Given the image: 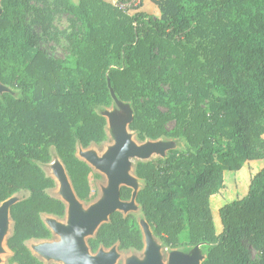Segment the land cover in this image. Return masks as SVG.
Masks as SVG:
<instances>
[{
    "label": "trees",
    "instance_id": "1",
    "mask_svg": "<svg viewBox=\"0 0 264 264\" xmlns=\"http://www.w3.org/2000/svg\"><path fill=\"white\" fill-rule=\"evenodd\" d=\"M29 3L1 1L0 83L22 96L0 95V204L30 193L10 208V264H45L27 242L51 237L43 214L65 215L42 168L53 149L77 196H93V171L76 152L107 140L97 108L110 107L113 93L132 103L130 129L139 140L183 136L190 145L136 167L144 182L136 201L154 236L169 248L208 244L203 264H264V167L245 197L219 208L220 233L212 208L224 173L240 171L264 149V0H162L158 20L81 0L66 7L82 30L69 39L74 67L40 49L27 22ZM168 80L173 96L164 89ZM132 192L123 188L120 199L131 200ZM89 246L93 253L141 251L144 241L134 216L117 211Z\"/></svg>",
    "mask_w": 264,
    "mask_h": 264
},
{
    "label": "rangeland",
    "instance_id": "2",
    "mask_svg": "<svg viewBox=\"0 0 264 264\" xmlns=\"http://www.w3.org/2000/svg\"><path fill=\"white\" fill-rule=\"evenodd\" d=\"M29 1L27 22L39 38L40 49L49 58L62 61L64 66L74 67L76 59L71 52L69 39L74 34L81 36L82 30L76 17L69 14L66 7L69 5L72 8H77L81 0ZM106 1L119 5L131 17L145 13L158 20L162 16L160 6L162 0ZM2 13L0 7V16ZM164 89L169 96L174 95L170 80L164 83ZM4 94H10L17 98L22 96L18 89L0 83V95ZM112 96L113 102L110 107L97 108V112L107 120V140L101 145L92 144L86 149L79 147L76 152L77 157L87 163L93 171L94 175L91 179L93 196L88 200H81L77 196L65 165L53 149V161L50 164L42 165V168L56 184L54 188L49 189L48 194L61 200L66 206V212L63 217L44 214L42 218L51 232V237L47 240H31L27 242L28 247L45 264H72L63 258L51 255L49 247L69 244L59 228L67 231L72 230L73 208H78L85 221L97 209L113 207L119 200L120 203L133 205L131 209H120V212L124 216H134L142 232L144 248L141 251H122L118 246L110 249L101 247L93 253L89 246V240L95 238L101 224L108 222L109 217H106L93 231L81 236L86 254L92 253L95 257L113 255L115 257L114 264H146L151 253L157 257L158 264H203L206 260L208 244L181 248L165 246L159 238L154 236L152 228L147 223L135 199L144 186L135 173L139 163H143L142 161L147 163L165 161L172 150L187 153L190 145L183 136L178 138L163 137L156 141L139 143L137 133L130 129L134 115L132 103L121 101L115 93ZM207 105L205 104L206 108ZM173 127L174 124H171L170 128ZM138 149H141L143 155L138 153ZM260 153L259 159L247 161L240 171L224 173L225 189L212 199L213 215L218 233L222 231L219 208L247 195L253 177L264 167V149ZM108 154L111 155L108 156ZM93 160L99 161L100 165L94 163ZM125 187L133 191L129 201H122L118 196ZM29 196L28 191H22L0 204V230L3 233L0 240V264H10L9 261L13 257L7 244L14 229L10 208L15 203L26 200ZM245 246L252 250L254 258L259 257L249 241H245Z\"/></svg>",
    "mask_w": 264,
    "mask_h": 264
},
{
    "label": "water",
    "instance_id": "3",
    "mask_svg": "<svg viewBox=\"0 0 264 264\" xmlns=\"http://www.w3.org/2000/svg\"><path fill=\"white\" fill-rule=\"evenodd\" d=\"M1 1L2 0H0V7ZM139 154L143 155L142 151H139ZM93 162L97 165H100V162L97 160H93ZM118 196L120 197V194ZM132 206V204L120 203V201L117 200L115 206L110 208H99L95 212H93L85 221L82 219V215L79 212L78 208L74 207L72 226L73 229L71 231H67L65 229L59 228V231L65 236L69 245L51 246L49 247V253L53 256L63 258L67 262L72 264H114L115 257L113 255L95 257L92 253L90 255L86 254L83 249L81 236L84 234H89L91 231H93L98 225H100L102 221H104L106 217H109V222L110 216L113 212H120V209H131ZM102 225L103 224H101L100 227ZM2 236L3 233L0 230V240ZM146 264H158L157 257L153 253H151Z\"/></svg>",
    "mask_w": 264,
    "mask_h": 264
},
{
    "label": "crops",
    "instance_id": "4",
    "mask_svg": "<svg viewBox=\"0 0 264 264\" xmlns=\"http://www.w3.org/2000/svg\"><path fill=\"white\" fill-rule=\"evenodd\" d=\"M139 139V138H138ZM152 141H156V140H151V139H146L145 141H138L139 143H145V142H152ZM97 145V144H96ZM99 145H101V144H99ZM92 146V145H91ZM79 147H81L80 145L77 147V151H78V149H79ZM83 148V147H82ZM89 148V147H88ZM139 148V147H138ZM139 151H141V149H138V153H139ZM111 154H108V156H110ZM143 163H147L146 161H142ZM135 173H136V169H135ZM141 182H142V184L144 185V183H143V181L142 180H140ZM143 188H144V186H143ZM142 188V189H143ZM49 191V190H48ZM139 193V192H138ZM18 194H20V193H18ZM17 195V194H16ZM137 196V195H136ZM136 196H135V199H136ZM136 203H137V201H136ZM138 204V203H137ZM138 206H139V204H138ZM140 207V206H139ZM140 209H141V207H140ZM44 215V214H43ZM42 215V216H43ZM14 223V222H13Z\"/></svg>",
    "mask_w": 264,
    "mask_h": 264
},
{
    "label": "flooded vegetation",
    "instance_id": "5",
    "mask_svg": "<svg viewBox=\"0 0 264 264\" xmlns=\"http://www.w3.org/2000/svg\"><path fill=\"white\" fill-rule=\"evenodd\" d=\"M73 229V228H72ZM69 245V244H68Z\"/></svg>",
    "mask_w": 264,
    "mask_h": 264
}]
</instances>
